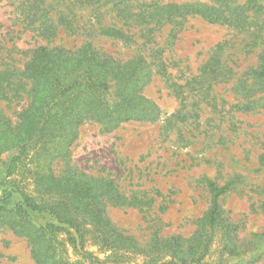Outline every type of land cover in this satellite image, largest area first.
<instances>
[{"label": "rangeland", "instance_id": "374dc122", "mask_svg": "<svg viewBox=\"0 0 264 264\" xmlns=\"http://www.w3.org/2000/svg\"><path fill=\"white\" fill-rule=\"evenodd\" d=\"M20 2L0 0V68L4 64L21 68L24 60L29 58L30 51L45 44L44 40L31 30L23 29L17 21ZM135 2L137 10L133 12L144 15L151 13L157 4L161 7H217L211 0ZM228 4L230 10L222 11L221 15L240 13L247 18L245 24L250 25V31H258L264 23V0H230ZM111 7L108 4L99 11ZM89 9L79 11L82 21L89 15H95ZM173 31L170 24L159 27L148 42L140 36L124 42L98 36L95 30L90 33L89 39L95 47L114 59L127 60L137 54L146 57L151 64L153 78L144 89V95L157 104L161 116L155 122L129 121L109 133L103 132L96 123L86 122L77 127L76 138L50 141L49 152L52 143L59 142V154L52 162L54 175L61 176L66 163H69L76 169L77 176L110 179L121 197L130 200L135 196L142 201L141 205L107 202L103 214L121 234L134 238L143 246L155 231L163 237L179 235L189 238L195 230L194 221L208 207L202 177L216 179L217 183L222 184L238 174L242 177L241 183L219 200L223 217L238 225L235 232L238 255L219 258L215 243L201 264H264V234L261 235L264 233V165L258 162L259 156L264 155V108L248 113L231 110V106L237 103L236 99H240L234 91L236 80L248 67L259 65L261 48L248 44V40L242 38L244 34L238 33L240 30L225 24L207 23L199 16L183 19L175 37ZM58 33L54 42L57 45L71 48L82 39L81 32L67 37L62 32ZM219 43L223 49L222 61L234 73L226 78L229 80L214 87L217 113H213L205 104L200 105L199 111V108L192 106L194 100L191 98L181 101L175 96L169 87V80L159 71L157 59L160 58L167 73L172 76L171 81L177 87H183L186 80L198 74L206 60H211L214 48ZM156 52L162 55L154 60ZM22 83L25 84L26 80L23 79ZM24 89L21 86L15 97L0 100V112L12 124L18 123V115L26 107ZM183 91L187 96L185 89ZM196 115H199L197 120L196 117L194 119ZM36 161L33 153L29 152L28 156L17 162V171L10 175L7 173L11 157L7 153L0 155V198L14 189L29 194L39 190L34 174ZM32 197L35 198V195L32 194ZM14 199L15 203L20 201L17 197ZM59 213L67 217L66 223H58L46 213H29L33 226L54 224L57 227L55 230H45L46 237L36 247L39 251L52 245L53 258L47 262H147L137 252L107 249L104 244L95 242L91 233L86 236L83 245L71 242L73 230L68 221L72 216L65 211ZM87 228L92 230L90 224ZM31 249L26 238L14 235L7 228H0V264H35ZM51 255L48 253V256Z\"/></svg>", "mask_w": 264, "mask_h": 264}, {"label": "trees", "instance_id": "16d2710c", "mask_svg": "<svg viewBox=\"0 0 264 264\" xmlns=\"http://www.w3.org/2000/svg\"><path fill=\"white\" fill-rule=\"evenodd\" d=\"M211 1L217 5L216 8L199 5L161 7L157 4L151 13L144 15L133 12L137 10L135 0H21L17 21L23 29L31 30L44 40L45 44L31 50L21 68L8 64L0 68V100L15 97L21 86L25 87L23 92L27 95L26 107L18 115V123L12 124L0 112V155L7 153L11 157L7 174L12 175L17 171V162L29 152L33 153L37 160L34 174L39 190L30 194L15 189L4 193L0 198V228H7L14 235L27 239L32 246L31 257L35 264H58L47 262L53 258L51 244L46 250L36 249L46 237L45 230L57 229L54 224L33 226L29 213L38 212L46 213L62 224L67 222V217L59 212L65 211L72 216L68 221L73 230L71 242L83 245L86 236L91 233V238L107 249H127L143 255L147 261L144 264H201L215 243L219 258L238 255L235 241L238 225L223 217L219 200L241 183L240 175H233L222 184L216 179L202 177L208 207L194 221L195 230L189 238L179 235L163 237L155 231L141 246L134 238L121 234L103 212L107 202L141 205L142 201L135 196L130 200L121 197L110 179L77 176L76 169L69 163H66L61 176L54 175L52 162L59 154V142L52 143V150H48L50 141L76 138L77 127L86 122L96 123L103 132L109 133L129 121L155 122L161 116L157 104L144 95V89L153 78L152 67L146 57L137 54L127 60H117L100 52L89 39L93 30L98 36L124 42L136 36L148 42L156 29L169 24L175 30V37L182 20L188 16H199L211 24L232 26L240 30L238 33L244 34L242 38L248 40V44L259 46L261 50L259 65L248 67L236 80L234 91L240 99H236L237 103L231 106V110L248 113L263 109L264 23L258 31H250V25L245 24L247 18L240 13L221 15L222 11L230 10V0ZM108 4L112 5L110 9L99 11ZM84 8H90L89 11L95 12V15H89L82 21L79 11ZM58 32L66 37L81 32L82 39L71 48L57 45L54 42ZM222 51L221 44H217L211 60H206L198 74L186 80L183 87H177L171 81L172 76L159 58L161 52L154 53L153 59L159 58V71L167 77L169 87L177 98L181 101L191 98L195 109L200 111V105L205 104L217 113L214 87L229 80L226 78L234 73L222 61ZM7 58L16 60L11 56ZM184 89L187 96H184ZM195 117L197 120L199 115ZM258 162L264 165L263 154ZM14 197L20 201L15 203ZM88 224L92 227L91 231L87 228ZM48 253L52 255L48 256ZM90 264L104 263L91 260Z\"/></svg>", "mask_w": 264, "mask_h": 264}]
</instances>
